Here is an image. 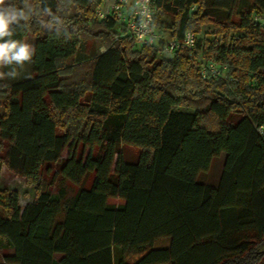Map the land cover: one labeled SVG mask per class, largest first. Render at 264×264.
Segmentation results:
<instances>
[{
	"label": "trees",
	"instance_id": "obj_1",
	"mask_svg": "<svg viewBox=\"0 0 264 264\" xmlns=\"http://www.w3.org/2000/svg\"><path fill=\"white\" fill-rule=\"evenodd\" d=\"M103 1L7 0L24 16L3 41L34 40L32 75L0 77V172L36 194L22 209L17 192L0 191V238L13 250L2 264H262L264 0H157L154 29L193 33L192 56L96 20ZM88 39L97 52L78 62ZM198 58L229 71L202 80ZM78 144L98 153L79 158ZM120 145L141 149L136 164ZM67 149L64 179L95 174L69 202L40 182ZM222 153L218 185L199 183Z\"/></svg>",
	"mask_w": 264,
	"mask_h": 264
},
{
	"label": "rangeland",
	"instance_id": "obj_2",
	"mask_svg": "<svg viewBox=\"0 0 264 264\" xmlns=\"http://www.w3.org/2000/svg\"><path fill=\"white\" fill-rule=\"evenodd\" d=\"M7 0H5V6ZM235 20H237L235 18ZM209 28V26L206 27ZM167 38V37H166ZM34 39L31 37L26 39V44L32 43ZM103 52L104 50H100ZM97 52V44L94 40H85L80 45L77 54V61L81 62L84 60L91 59L95 56ZM30 61H25L23 65H18L15 62L12 63H3L0 62V77L4 80L5 84L14 83L26 79L31 73ZM185 110V109H182ZM76 155L81 158H85L87 155L92 153L94 156L98 153V148L90 149L84 147L82 144H78L76 147ZM68 149L65 150L61 160L56 164L46 165L41 170V190L51 194L52 196H57L60 190H64L66 197L64 201L69 202L75 194L80 190H88L92 184V180L95 177L94 173H89L83 180L80 185H74L71 182L67 181L61 176V168L63 163L66 161L68 156ZM117 153L121 155L124 162L127 164H136L141 153L139 147H134L130 145H120L117 148ZM1 156L4 155L0 153ZM225 154L222 153L219 157L213 159L212 166L210 167L207 173L199 175V183H211L215 184L219 182L223 165L225 163ZM111 180L116 179V175L112 174L110 176ZM0 191H5L7 193L17 192L19 195V205L23 209L27 204L31 203L35 197L36 191L30 185H28L25 178L18 176L7 169L6 166H2L0 172ZM0 212L2 210L0 209ZM168 244L167 239L159 240L156 244V248L165 247ZM13 254V250L8 247V244L5 239L0 238V264L3 263L4 257ZM139 258H130L129 264H134ZM264 264V262H262Z\"/></svg>",
	"mask_w": 264,
	"mask_h": 264
},
{
	"label": "built area",
	"instance_id": "obj_3",
	"mask_svg": "<svg viewBox=\"0 0 264 264\" xmlns=\"http://www.w3.org/2000/svg\"><path fill=\"white\" fill-rule=\"evenodd\" d=\"M157 0H104L94 12L98 21L113 20L120 31L136 43L154 46L163 45L169 53L190 52L196 47V38L193 33L187 32L181 39H164L153 27ZM197 60V70L202 80L226 76L229 67L211 62Z\"/></svg>",
	"mask_w": 264,
	"mask_h": 264
},
{
	"label": "clouds",
	"instance_id": "obj_4",
	"mask_svg": "<svg viewBox=\"0 0 264 264\" xmlns=\"http://www.w3.org/2000/svg\"><path fill=\"white\" fill-rule=\"evenodd\" d=\"M23 12L14 5L5 7V0H0V62L23 65L25 61H30L32 49L25 43L19 41L4 42L3 38L12 36L14 31L12 25L23 18Z\"/></svg>",
	"mask_w": 264,
	"mask_h": 264
},
{
	"label": "crops",
	"instance_id": "obj_5",
	"mask_svg": "<svg viewBox=\"0 0 264 264\" xmlns=\"http://www.w3.org/2000/svg\"><path fill=\"white\" fill-rule=\"evenodd\" d=\"M29 66H30V68H31V62H30V64H29ZM7 84V83H6ZM11 84V83H10ZM8 85V84H7ZM212 163H213V161H212ZM211 166H212V164H211ZM205 184H207V185H210V186H212V187H216L217 185H218V181L215 183V184H211V183H206L205 182Z\"/></svg>",
	"mask_w": 264,
	"mask_h": 264
}]
</instances>
